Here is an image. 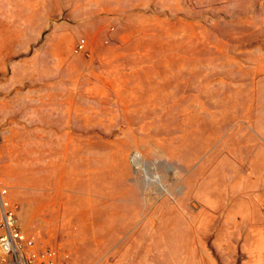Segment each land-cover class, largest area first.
<instances>
[{"label":"rangeland","instance_id":"1","mask_svg":"<svg viewBox=\"0 0 264 264\" xmlns=\"http://www.w3.org/2000/svg\"><path fill=\"white\" fill-rule=\"evenodd\" d=\"M0 183L54 264H264V0H0Z\"/></svg>","mask_w":264,"mask_h":264},{"label":"built area","instance_id":"2","mask_svg":"<svg viewBox=\"0 0 264 264\" xmlns=\"http://www.w3.org/2000/svg\"><path fill=\"white\" fill-rule=\"evenodd\" d=\"M0 254L5 264H54L51 248L36 251L34 236H26L18 224L17 207L8 198V190L0 183Z\"/></svg>","mask_w":264,"mask_h":264}]
</instances>
